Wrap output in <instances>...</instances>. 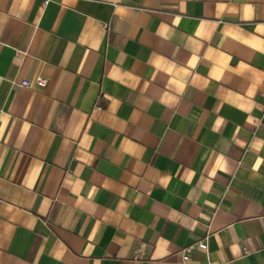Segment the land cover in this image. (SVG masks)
<instances>
[{
    "label": "crops",
    "instance_id": "0c3cea01",
    "mask_svg": "<svg viewBox=\"0 0 264 264\" xmlns=\"http://www.w3.org/2000/svg\"><path fill=\"white\" fill-rule=\"evenodd\" d=\"M44 1L0 0V264H264V0Z\"/></svg>",
    "mask_w": 264,
    "mask_h": 264
},
{
    "label": "built area",
    "instance_id": "2783aa9c",
    "mask_svg": "<svg viewBox=\"0 0 264 264\" xmlns=\"http://www.w3.org/2000/svg\"><path fill=\"white\" fill-rule=\"evenodd\" d=\"M48 3V1H44V5H46ZM104 28L107 27V25H103ZM18 53H20V51H18ZM47 84V80L44 78H36L34 81L28 80V79H24L22 81H20L18 83V86H20L21 88H32V87H44ZM264 84V83H263ZM261 97L264 99V92H262ZM97 109H100L99 106H97ZM208 238H209V234L206 233V235H204L201 239L195 241L194 243H191L185 247H183L182 249L179 250L178 254L181 258L182 263H185L189 260V254L195 249H201L202 251H204L206 258H209V251H208Z\"/></svg>",
    "mask_w": 264,
    "mask_h": 264
}]
</instances>
